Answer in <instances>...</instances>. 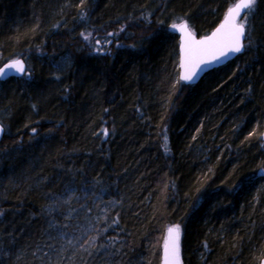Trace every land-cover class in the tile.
Wrapping results in <instances>:
<instances>
[{
    "label": "trees",
    "instance_id": "16d2710c",
    "mask_svg": "<svg viewBox=\"0 0 264 264\" xmlns=\"http://www.w3.org/2000/svg\"><path fill=\"white\" fill-rule=\"evenodd\" d=\"M236 2L0 0V67L28 65L0 81V264H160L175 225L184 264L260 263L264 0L194 85L171 27L206 36Z\"/></svg>",
    "mask_w": 264,
    "mask_h": 264
},
{
    "label": "snow or ice",
    "instance_id": "6c2138e0",
    "mask_svg": "<svg viewBox=\"0 0 264 264\" xmlns=\"http://www.w3.org/2000/svg\"><path fill=\"white\" fill-rule=\"evenodd\" d=\"M256 3L257 0H237L236 3L227 9L223 23L220 24L211 36L203 37L200 40L195 38V34L191 31L186 20H182L179 24H172L171 27L173 29H177L184 34L182 42L184 56L181 61V68L184 69V72L180 76L181 80L193 81L194 78L197 77L199 73H202L206 67H210L212 63L219 61L221 57L227 58L229 54H236L243 51L244 44L242 41L245 37V29L246 26H248V18L253 13ZM248 28L250 32V26H248ZM81 35L85 41L92 42L96 45V52L102 51L103 42L101 39L93 37L92 33H82ZM112 35H114V33H108V36ZM107 43L110 44L111 41L109 40ZM210 51L212 59H205ZM201 65H204L205 67H201ZM12 71L23 74L25 72L23 61L15 59L10 63L5 64L3 67H0V79L10 75ZM3 131V126L0 125V133ZM33 131H35V129H33ZM108 134V129L104 128L103 135L107 137ZM262 135H264V133H262ZM63 203L69 204L71 203V200H64ZM70 219V214L64 216L61 213L60 216L49 222L48 227L49 229H67L70 225L63 221ZM105 231H107V229H105ZM179 232V225H175L168 229V240L164 246L165 264H179ZM63 234L66 235L67 233ZM95 240L96 237L91 238L89 248L95 246ZM67 243L69 246L74 247L71 239H69ZM84 251L88 252L89 255H92L88 248H85ZM261 264H264V261H262Z\"/></svg>",
    "mask_w": 264,
    "mask_h": 264
},
{
    "label": "water",
    "instance_id": "95a60500",
    "mask_svg": "<svg viewBox=\"0 0 264 264\" xmlns=\"http://www.w3.org/2000/svg\"><path fill=\"white\" fill-rule=\"evenodd\" d=\"M243 15V14H242ZM225 17V16H224ZM242 17V16H241ZM224 21V18L223 20L213 29V31L211 33H209L208 35L206 36H203V37H207V36H211V34L220 26L221 23H223ZM239 22V21H238ZM192 31V30H191ZM174 32L178 35V38H179V46H178V52H179V63H178V66H179V79H180V76L181 74L184 72V69L181 68V61H182V58L184 56V53L182 51V42H183V39H184V34L181 33L179 30L177 29H174ZM203 37H197L195 35V38L197 40H200L202 39ZM245 40H246V29H245V37L243 38V44H244V49H245ZM244 49L243 51H241L240 53H236V54H229V56L227 58H223L221 57V59L217 62H214L211 64L210 67H206L205 70L202 72V73H199V75L197 77L194 78L193 81H184V80H181V82H183L184 84L186 85H194V84H197L198 82L201 81V79L208 73L210 72L211 70L215 69V68H218V67H221L223 65H225L226 63H228L229 61L233 60L234 58H236L237 56H239L240 54H242L244 52ZM214 51V50H213ZM218 54V53H217ZM205 59H212V55H211V51L210 53L205 57ZM19 60H22L23 61V66H24V69H25V72L23 74H20V73H17L15 71H12L10 75L0 79V81H6L8 80L9 78H20L22 77L26 72H27V65H26V62L23 60V59H19ZM12 61V60H11ZM11 61H8L6 63H4L1 67H3L5 64L7 63H10ZM201 67H205L204 65H201ZM0 125L3 126V124L0 122ZM3 129L4 131L2 133H0V142L2 141L4 135H5V128L3 126ZM170 227H173V226H170ZM169 227V228H170ZM166 230L165 232V237H164V241H163V244H162V248H161V259H160V264H165V253H164V246H165V243L166 241L168 240V229ZM178 256H179V264H184L183 262V259H182V242H181V229H180V232H179V238H178ZM264 261V257L260 260V263Z\"/></svg>",
    "mask_w": 264,
    "mask_h": 264
},
{
    "label": "bare ground",
    "instance_id": "6f19581e",
    "mask_svg": "<svg viewBox=\"0 0 264 264\" xmlns=\"http://www.w3.org/2000/svg\"><path fill=\"white\" fill-rule=\"evenodd\" d=\"M18 59H21V58H18ZM12 60H15V59H12ZM23 60H24V59H23ZM10 61H11V60H10ZM24 61H25V60H24ZM7 62H8V61H7ZM25 62H26V61H25ZM5 63H6V62H5ZM26 65H27V63H26ZM27 73H28V65H27V72H26L24 75H26ZM24 75H23V76H24ZM23 76H22V77H23ZM20 78H21V77H20ZM4 128H5V127H4Z\"/></svg>",
    "mask_w": 264,
    "mask_h": 264
}]
</instances>
